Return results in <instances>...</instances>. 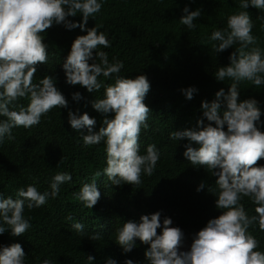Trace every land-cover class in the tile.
<instances>
[{"label":"clouds","instance_id":"clouds-1","mask_svg":"<svg viewBox=\"0 0 264 264\" xmlns=\"http://www.w3.org/2000/svg\"><path fill=\"white\" fill-rule=\"evenodd\" d=\"M250 6L264 11V0H240L241 10L229 15L226 27L214 31L210 37L211 41L219 42L212 45L216 53L238 45L229 56L230 64L214 73L217 81L231 79L230 88L227 92L221 88L211 102L202 101L203 116L196 128L173 131L169 136L172 140L186 139L184 156L194 167H203L217 177L215 183L219 191L210 187L208 190L217 197L215 204L222 214L210 219L193 236L190 250L185 251H181L185 233L172 226L170 217H164L161 223L159 211L142 215L140 222H124L115 231L116 244L124 254L133 251L138 239L150 245L144 253L148 264H264V251L258 250L260 242L249 231L258 224L259 230L264 232V166L258 165L264 158V131L260 130L264 127L261 120L264 113L255 98L239 99L241 82L248 81L256 87L264 85V49L258 46V37L252 34L254 23L248 11ZM102 7L101 0H0V116L7 118L0 120V145L5 138L15 140L14 128L30 129L38 126L53 108H68L69 102L56 87L53 76L45 75L39 83L33 81L38 65L48 64V45L43 42L42 33L54 25H63L67 30L79 28L87 34L77 36L62 65L66 83L84 87L88 92L101 89L100 76L113 79L114 83L104 86V98L91 101L94 110L105 115L104 126L98 132L94 131L95 118L86 112L79 115V109L76 112L69 109V124L80 134L85 146L105 143L107 166L103 173L112 184L138 187L142 184V174L152 176L160 160L155 144H149L145 154L140 152L141 132L150 127L148 119L152 110L144 101L151 83L144 74L135 78L121 76L124 62L115 57L110 62L107 52L97 51L100 46L111 47L107 35L99 31V25L87 28L89 18H94ZM183 12L185 15L179 22L194 30V21L201 17V9L190 11L186 6ZM77 13L82 16V22L69 19ZM180 91L191 100L198 89L188 87ZM21 99L29 100L27 107L18 104ZM72 99L79 102L84 97L74 92ZM110 113H115L114 118H108ZM101 174L94 172L93 182L84 183L74 193L85 208L92 209L100 199L96 180ZM72 179L68 172H57L49 185L50 192L41 193L35 184H29L17 190L18 199L3 198L0 193V235L8 230L13 237L24 235L32 226L31 217L24 216L25 205L28 210L42 207L50 197L57 198L60 186ZM204 187L201 183L197 191ZM245 197L256 206L254 215L250 216L241 203ZM66 219L73 220V216ZM72 226L78 233L85 234L83 223ZM161 227L162 233L158 234ZM101 236L94 233L89 239L97 241ZM25 259L20 243L0 246V264H25ZM94 260V256H87L88 264ZM43 264L54 262L45 259ZM106 264H117V261L108 257ZM124 264L134 262L126 259Z\"/></svg>","mask_w":264,"mask_h":264},{"label":"trees","instance_id":"trees-1","mask_svg":"<svg viewBox=\"0 0 264 264\" xmlns=\"http://www.w3.org/2000/svg\"><path fill=\"white\" fill-rule=\"evenodd\" d=\"M103 7L94 18H89L87 28L99 25L111 47L100 46L97 51L108 53L110 62L113 57L124 62L120 75L135 78L139 74L147 76L151 90L145 104L152 110L148 124L140 135V152L145 154L149 144H155L160 151V160L152 176L142 174V184L114 185L103 173L106 165V145L85 146L80 134L71 128L68 111L79 115L85 112L97 121L94 131L103 125L105 115L92 107L91 101L104 98L105 87L114 80L98 77L102 83L99 91L88 92L79 85L66 83L63 63L71 51L73 41L79 35H86L79 28L67 30L63 25H54L42 33L48 45V64H39L33 83H39L45 75L56 79V87L68 100V108H53L41 123L30 129L23 127L12 130L15 140L5 138L0 145V193L3 198L18 199L16 192L35 184L41 193L50 192L52 177L57 172H68L71 182L60 186V195L48 199L40 208L28 210L25 205V218L31 217V228L22 236L13 237L11 231L0 235V246L20 243L25 251V264H43L45 259L54 264H88L87 256L95 257L92 264H106L111 257L117 264L126 259L134 264H148L144 253L150 245L138 239L132 252L124 254L116 244V228L129 220L140 222L142 215L161 213L173 220V227H179L190 243L193 236L206 226L210 219L217 218L222 210L216 207L217 197L209 192V187L219 191L211 172L203 167L196 168L184 156L188 141L169 138L173 131L194 129L202 118L201 103L211 102L215 93L223 88L226 92L233 81L226 78L223 82L215 79L214 73L221 66L230 64L229 56L235 47L216 53L210 37L216 30L226 27L227 17L239 9L240 0H101ZM201 9L202 15L194 21L196 28L189 30L179 21L185 15L183 9ZM254 23L252 34L258 37V46L264 49V11L249 7ZM73 22H82L77 13L69 17ZM251 47V46H250ZM95 55V50H94ZM93 61H89L91 64ZM99 62V61H97ZM195 87L198 92L188 100L180 91ZM240 101L255 98L264 113V85L256 87L251 82L239 84ZM80 92L84 99H72V93ZM29 100L21 99L18 104L27 107ZM12 107V106H10ZM18 110V109H17ZM114 118L115 113L107 114ZM6 117L0 116V120ZM205 124L207 119L204 118ZM264 121V114L261 116ZM227 130L225 126V131ZM264 131V127H261ZM87 134V130H83ZM62 163L59 164L61 158ZM264 166V158L258 161ZM198 167V166H197ZM100 171L96 184L101 193L98 203L85 208L77 200V193L84 183L93 182V173ZM201 183L205 187L197 188ZM246 212L255 214V205L249 198L241 201ZM72 215L73 220L66 217ZM83 223L85 234L78 233L72 226ZM7 228V225H4ZM162 233V227L157 230ZM260 242L264 251V232L258 224L249 229ZM100 233L101 239L93 241L90 234ZM88 234V235H87Z\"/></svg>","mask_w":264,"mask_h":264},{"label":"rangeland","instance_id":"rangeland-1","mask_svg":"<svg viewBox=\"0 0 264 264\" xmlns=\"http://www.w3.org/2000/svg\"><path fill=\"white\" fill-rule=\"evenodd\" d=\"M191 243L185 239L184 245L181 248V251L190 250Z\"/></svg>","mask_w":264,"mask_h":264}]
</instances>
